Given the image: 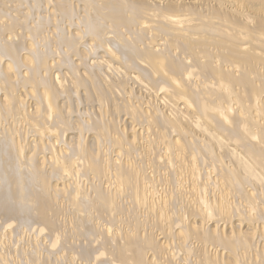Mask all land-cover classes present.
Returning a JSON list of instances; mask_svg holds the SVG:
<instances>
[{
  "label": "bare ground",
  "instance_id": "1",
  "mask_svg": "<svg viewBox=\"0 0 264 264\" xmlns=\"http://www.w3.org/2000/svg\"><path fill=\"white\" fill-rule=\"evenodd\" d=\"M0 264H264V0H0Z\"/></svg>",
  "mask_w": 264,
  "mask_h": 264
},
{
  "label": "rangeland",
  "instance_id": "2",
  "mask_svg": "<svg viewBox=\"0 0 264 264\" xmlns=\"http://www.w3.org/2000/svg\"><path fill=\"white\" fill-rule=\"evenodd\" d=\"M160 194V195H159ZM159 195V196H158ZM162 195V190H159V188L157 189V192H155L154 196H158L159 198H161L160 196ZM156 197V198H158Z\"/></svg>",
  "mask_w": 264,
  "mask_h": 264
}]
</instances>
